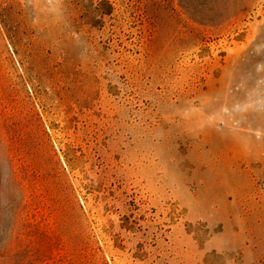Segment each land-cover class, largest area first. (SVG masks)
Wrapping results in <instances>:
<instances>
[{
  "label": "rangeland",
  "instance_id": "1",
  "mask_svg": "<svg viewBox=\"0 0 264 264\" xmlns=\"http://www.w3.org/2000/svg\"><path fill=\"white\" fill-rule=\"evenodd\" d=\"M0 264H264V0H0Z\"/></svg>",
  "mask_w": 264,
  "mask_h": 264
}]
</instances>
